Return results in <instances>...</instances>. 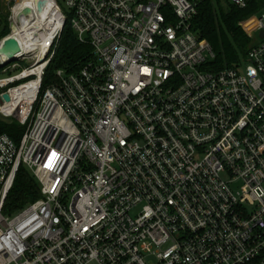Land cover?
<instances>
[{
	"label": "built area",
	"instance_id": "2783aa9c",
	"mask_svg": "<svg viewBox=\"0 0 264 264\" xmlns=\"http://www.w3.org/2000/svg\"><path fill=\"white\" fill-rule=\"evenodd\" d=\"M28 1L0 38L19 46L0 117L24 128L0 135V264H264V6L212 72L191 29L206 0H53L48 25ZM67 19L91 58L43 89ZM20 166L40 198L4 215Z\"/></svg>",
	"mask_w": 264,
	"mask_h": 264
},
{
	"label": "trees",
	"instance_id": "16d2710c",
	"mask_svg": "<svg viewBox=\"0 0 264 264\" xmlns=\"http://www.w3.org/2000/svg\"><path fill=\"white\" fill-rule=\"evenodd\" d=\"M263 3L264 0H248V7L245 10H238L234 7L222 10L219 3L211 0L199 4L191 29L201 43L211 47L214 58L207 62V70L214 72L230 67L245 56L252 38L241 20L245 16L254 14L264 6ZM91 52L90 47L79 43L67 19L58 40L55 55L46 70L42 88L44 89L55 81L56 70L76 73L90 60ZM23 132L24 128L16 122L8 123L0 118V135L5 134L18 143ZM39 198L37 181L25 167L20 166L7 196L3 214L13 215Z\"/></svg>",
	"mask_w": 264,
	"mask_h": 264
},
{
	"label": "bare ground",
	"instance_id": "6f19581e",
	"mask_svg": "<svg viewBox=\"0 0 264 264\" xmlns=\"http://www.w3.org/2000/svg\"><path fill=\"white\" fill-rule=\"evenodd\" d=\"M24 1V0H23ZM28 4L31 8H32V14L34 17L37 18L38 23L43 25H48L47 22H50L52 20V18H56L57 15H55V10H54V2L53 0H29L28 2L23 3ZM26 38V37H25ZM0 54H2L0 52ZM8 57L5 54H2L0 56V61L2 59L6 60ZM16 94L21 95L20 90H16ZM18 100H14L15 105H12L11 108L9 110H7L6 108H2L0 106V112H8L10 110H14L15 107H17L18 103L16 104Z\"/></svg>",
	"mask_w": 264,
	"mask_h": 264
},
{
	"label": "rangeland",
	"instance_id": "374dc122",
	"mask_svg": "<svg viewBox=\"0 0 264 264\" xmlns=\"http://www.w3.org/2000/svg\"><path fill=\"white\" fill-rule=\"evenodd\" d=\"M12 3V0H0V22H1V24H2V26L0 27V37H2L4 34H6L7 32H8V28H7V24H6V20H7V14L9 13V5ZM220 4V3H219ZM264 4V3H263ZM220 6L222 7L221 9L223 10H227L229 7H225V6H223L222 4H220ZM260 8H262V7H260ZM259 8V9H260ZM7 11V12H6ZM249 17V16H248ZM247 19V17L245 16L244 17V19L243 20H241V22L243 23V25H244V21ZM244 27H245V25H244ZM251 31V35L252 34H254L255 36L256 35H258V31H255V30H250ZM252 38V37H251ZM258 38L257 37H255V38H253V40H252V42H254L255 43V41L257 40ZM251 42V43H252ZM241 58V57H240ZM9 75V73H7V74H3V73H1L0 72V78H4V77H6V76H8ZM1 118V117H0ZM3 121H5V122H8V123H10L11 121H8L7 119H3V118H1ZM237 187H238V185L236 184V185H234L233 187H232V190L233 191H235V190H237Z\"/></svg>",
	"mask_w": 264,
	"mask_h": 264
},
{
	"label": "water",
	"instance_id": "95a60500",
	"mask_svg": "<svg viewBox=\"0 0 264 264\" xmlns=\"http://www.w3.org/2000/svg\"><path fill=\"white\" fill-rule=\"evenodd\" d=\"M260 38H263V33L262 32L260 33ZM18 50H19V46H18L16 40H14V39H8V40H6L4 42V44H3V47H2V49H1L0 52L2 54L7 55L8 58H7V61L4 62L3 64L0 61V67H2L4 65H7L8 63L14 61L13 55H14V53L18 52ZM3 99L6 102H8L9 101L8 95L4 94L3 95Z\"/></svg>",
	"mask_w": 264,
	"mask_h": 264
}]
</instances>
